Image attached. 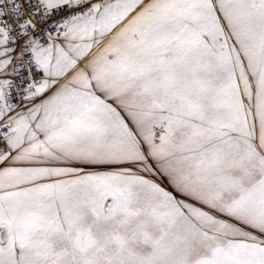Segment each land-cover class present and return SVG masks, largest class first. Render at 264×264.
Wrapping results in <instances>:
<instances>
[{
  "label": "snow or ice",
  "instance_id": "6c2138e0",
  "mask_svg": "<svg viewBox=\"0 0 264 264\" xmlns=\"http://www.w3.org/2000/svg\"><path fill=\"white\" fill-rule=\"evenodd\" d=\"M0 264H264V0H0Z\"/></svg>",
  "mask_w": 264,
  "mask_h": 264
}]
</instances>
